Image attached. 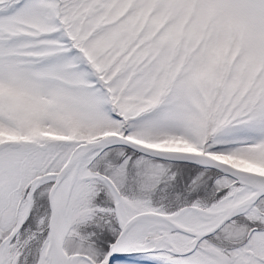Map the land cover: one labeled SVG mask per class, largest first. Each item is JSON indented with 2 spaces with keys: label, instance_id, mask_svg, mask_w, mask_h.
Masks as SVG:
<instances>
[{
  "label": "snow or ice",
  "instance_id": "6c2138e0",
  "mask_svg": "<svg viewBox=\"0 0 264 264\" xmlns=\"http://www.w3.org/2000/svg\"><path fill=\"white\" fill-rule=\"evenodd\" d=\"M0 264H264V0H0Z\"/></svg>",
  "mask_w": 264,
  "mask_h": 264
}]
</instances>
